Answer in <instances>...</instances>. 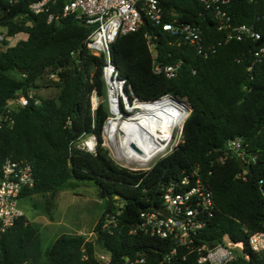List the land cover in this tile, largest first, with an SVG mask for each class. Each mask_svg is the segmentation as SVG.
Returning <instances> with one entry per match:
<instances>
[{"label":"trees","instance_id":"trees-1","mask_svg":"<svg viewBox=\"0 0 264 264\" xmlns=\"http://www.w3.org/2000/svg\"><path fill=\"white\" fill-rule=\"evenodd\" d=\"M38 1L0 0V26L7 35H28L13 46L8 41L0 45V117L8 115L10 100L30 99L29 106L11 111L13 124L0 126V165L7 159L31 164L35 186L23 197L43 196L48 215L62 191L83 182L98 187L105 206L95 228L96 240L64 233L46 250L40 227L24 215L0 237V264H102L100 252L110 254V264H123L125 256L134 258L139 251L159 261L172 251L174 241L131 230L142 211L161 206L162 184L180 183L185 177L206 182L215 201L196 243H213L227 235L244 242L250 255L249 260L230 264H264L247 246L248 232H264V62L254 55L257 41L224 42L213 15L197 0H166L165 18L170 20L174 12L179 21L200 26L208 42L222 41L208 59L185 45L177 46L150 21L117 39L112 58L135 97L152 102L171 94L191 107L179 145L151 170L132 172L114 162L103 146L110 112L104 60L87 49L93 27L74 15L64 16L66 0H55L36 15L30 6ZM229 9L235 23L254 25L264 40V0H233ZM147 36L156 45L160 62L184 60L178 77L154 73ZM43 87H55L58 94L30 98ZM93 91L100 98L94 115ZM91 135L97 138L95 153L77 148ZM236 138L242 139L248 154L257 156L254 163L236 157L223 160L228 142ZM107 214H115L119 221L113 234L100 230ZM169 264H198L197 255L182 247Z\"/></svg>","mask_w":264,"mask_h":264},{"label":"built area","instance_id":"built-area-1","mask_svg":"<svg viewBox=\"0 0 264 264\" xmlns=\"http://www.w3.org/2000/svg\"><path fill=\"white\" fill-rule=\"evenodd\" d=\"M166 0H66L62 13L74 15L83 19L93 27V32L87 41L88 51L102 57L104 64L102 76L106 87V102L109 116L103 128V146L109 151L110 157L119 166L132 171H149L162 158L169 155L179 145L183 138V126L191 113V107L187 100L174 97L171 94L159 99L147 102L135 97L132 87L124 79L113 61L111 48L120 36L131 34L140 30L150 21L161 26L168 33L177 46H187L200 58L208 59L216 53L222 41L214 44L206 40L202 28L194 23H185L178 20L174 12L170 13L171 19L167 20ZM204 9L213 15L217 30L224 34V42H244L254 40L261 42L254 55L259 62H264V40L260 31L254 25L235 23L230 13V5L233 0H197ZM55 0H40L31 4V11L42 14L47 11L50 3ZM264 18V16H263ZM53 16L49 17L52 21ZM18 36V35H17ZM16 37V36H15ZM15 37H9L0 32V45L4 41ZM149 50L153 58V71L167 79L178 77L184 60L175 64H164L159 61V52L156 45L147 36ZM251 70V68H249ZM196 71L193 70V73ZM30 98H33L31 94ZM171 99L182 103L187 109V114L181 122L165 124L161 116H157L153 105L165 99ZM35 104L40 103L34 99ZM30 99L25 96H17L7 103V114L0 117V126L13 124L10 116L16 107H27ZM100 104V98L96 91L91 96V110L93 115ZM170 114L178 113L171 108ZM114 121L120 123V128L125 124L135 123L133 135L123 137L120 132H112ZM123 133V132H122ZM77 148L90 153L97 151V138L94 135L84 138ZM228 157L238 158L245 164L254 163L257 156L248 154L244 148L242 139L230 140L227 152L223 160ZM238 177H242L240 174ZM264 182L261 181V184ZM35 186L33 168L27 160L14 161L7 159L0 165V237L11 229L25 214L19 207V200L24 198V193ZM161 208H165L170 215L165 216L154 208L142 211L139 222L132 227L131 233H143L160 239H171L175 247L170 253L159 261L146 253L137 252L135 257L125 256L123 264H169L171 259L179 254V250L185 247L190 253H196L198 264H230L240 259L249 260L244 242H235L229 236L213 243L197 244L196 238L205 226V217L210 216L215 208L213 193L209 185L197 178L191 180L185 177L180 183H164L161 185ZM119 226L115 214H107L101 223L100 230L113 234ZM246 232H248L246 230ZM247 246L251 252L259 254L264 260V232L249 233ZM156 252V250H153ZM87 258V255H85ZM102 264H110L109 253L100 252L97 256ZM185 258V257H184Z\"/></svg>","mask_w":264,"mask_h":264},{"label":"rangeland","instance_id":"rangeland-1","mask_svg":"<svg viewBox=\"0 0 264 264\" xmlns=\"http://www.w3.org/2000/svg\"><path fill=\"white\" fill-rule=\"evenodd\" d=\"M0 32L4 33L5 28L0 26ZM26 36L20 34L7 41L13 46L18 41L25 40ZM31 94L52 98L58 94V89L43 87ZM18 205L28 220L40 227L44 250L64 233L82 234L90 241L96 240L95 228L105 206L99 196L98 187L94 183L84 182L74 189L62 191L51 215L46 213L44 197L41 195L21 198Z\"/></svg>","mask_w":264,"mask_h":264},{"label":"bare ground","instance_id":"bare-ground-1","mask_svg":"<svg viewBox=\"0 0 264 264\" xmlns=\"http://www.w3.org/2000/svg\"><path fill=\"white\" fill-rule=\"evenodd\" d=\"M172 107L177 109L178 113L173 112L174 115L170 114L169 110H171ZM152 110H155L157 116H161L164 119L163 122L165 124H173V123L181 122L187 114V109L183 107L182 103L173 101L170 98L156 103L155 105H153ZM134 127H135V123L130 122L125 124V126H123L122 128H120V123L114 121V123L112 124L111 131L120 132L122 135H124L123 137L129 138L130 136L133 135V130L135 129Z\"/></svg>","mask_w":264,"mask_h":264},{"label":"water","instance_id":"water-1","mask_svg":"<svg viewBox=\"0 0 264 264\" xmlns=\"http://www.w3.org/2000/svg\"><path fill=\"white\" fill-rule=\"evenodd\" d=\"M260 45H261V42H258L257 43V46H260ZM244 168H245V166H244ZM154 209L157 212L161 213L162 215H165V216H169L170 215V213L167 210H165V208L155 207Z\"/></svg>","mask_w":264,"mask_h":264},{"label":"crops","instance_id":"crops-1","mask_svg":"<svg viewBox=\"0 0 264 264\" xmlns=\"http://www.w3.org/2000/svg\"><path fill=\"white\" fill-rule=\"evenodd\" d=\"M22 34H25V33H22ZM20 35V34H19ZM27 35V34H26ZM28 35L26 36V39H27Z\"/></svg>","mask_w":264,"mask_h":264}]
</instances>
